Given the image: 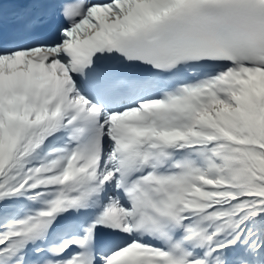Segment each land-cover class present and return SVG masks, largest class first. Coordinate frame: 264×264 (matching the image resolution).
<instances>
[{
    "label": "snow or ice",
    "instance_id": "snow-or-ice-1",
    "mask_svg": "<svg viewBox=\"0 0 264 264\" xmlns=\"http://www.w3.org/2000/svg\"><path fill=\"white\" fill-rule=\"evenodd\" d=\"M0 264H264V0H0Z\"/></svg>",
    "mask_w": 264,
    "mask_h": 264
}]
</instances>
